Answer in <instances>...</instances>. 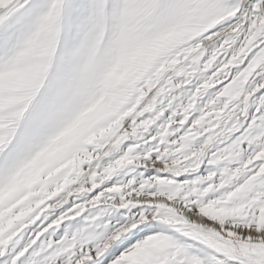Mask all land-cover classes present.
<instances>
[{
    "label": "snow or ice",
    "instance_id": "1",
    "mask_svg": "<svg viewBox=\"0 0 264 264\" xmlns=\"http://www.w3.org/2000/svg\"><path fill=\"white\" fill-rule=\"evenodd\" d=\"M0 264H264V0H0Z\"/></svg>",
    "mask_w": 264,
    "mask_h": 264
}]
</instances>
